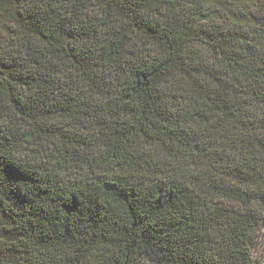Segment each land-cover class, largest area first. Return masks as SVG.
Wrapping results in <instances>:
<instances>
[{
    "label": "trees",
    "instance_id": "1",
    "mask_svg": "<svg viewBox=\"0 0 264 264\" xmlns=\"http://www.w3.org/2000/svg\"><path fill=\"white\" fill-rule=\"evenodd\" d=\"M264 214V0H0V264H250Z\"/></svg>",
    "mask_w": 264,
    "mask_h": 264
},
{
    "label": "rangeland",
    "instance_id": "2",
    "mask_svg": "<svg viewBox=\"0 0 264 264\" xmlns=\"http://www.w3.org/2000/svg\"><path fill=\"white\" fill-rule=\"evenodd\" d=\"M252 261L250 264H264V214L260 217L259 226L249 240ZM136 264H156L148 258L141 257Z\"/></svg>",
    "mask_w": 264,
    "mask_h": 264
}]
</instances>
